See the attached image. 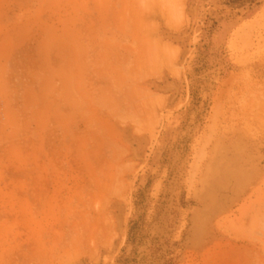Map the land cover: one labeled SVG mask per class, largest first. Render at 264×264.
Here are the masks:
<instances>
[{"label":"rangeland","instance_id":"374dc122","mask_svg":"<svg viewBox=\"0 0 264 264\" xmlns=\"http://www.w3.org/2000/svg\"><path fill=\"white\" fill-rule=\"evenodd\" d=\"M64 1L75 93L0 96V264H257L264 0Z\"/></svg>","mask_w":264,"mask_h":264},{"label":"crops","instance_id":"0c3cea01","mask_svg":"<svg viewBox=\"0 0 264 264\" xmlns=\"http://www.w3.org/2000/svg\"><path fill=\"white\" fill-rule=\"evenodd\" d=\"M66 2L0 0V96L12 95L20 88L25 107L31 108V95H37L42 105L56 109L59 98L54 94L59 87L75 93L79 72L74 66L78 56L72 36L76 24ZM263 181L261 176L258 183ZM253 241L258 248L264 246V233L258 232ZM258 248L250 249L257 264L262 260Z\"/></svg>","mask_w":264,"mask_h":264}]
</instances>
